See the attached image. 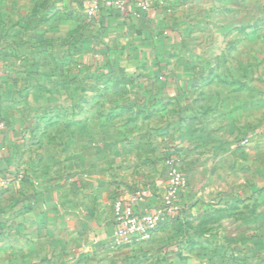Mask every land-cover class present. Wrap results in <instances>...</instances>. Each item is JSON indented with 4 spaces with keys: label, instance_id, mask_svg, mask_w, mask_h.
Returning <instances> with one entry per match:
<instances>
[{
    "label": "rangeland",
    "instance_id": "obj_1",
    "mask_svg": "<svg viewBox=\"0 0 264 264\" xmlns=\"http://www.w3.org/2000/svg\"><path fill=\"white\" fill-rule=\"evenodd\" d=\"M166 5L180 35L156 46L155 31L89 16L82 0H0V132L16 133L18 164L39 173L127 143L131 193L160 198L177 167L185 185L156 230L164 248L209 264L211 243L230 244L239 264H264V0ZM34 200L0 190V264H53L31 256Z\"/></svg>",
    "mask_w": 264,
    "mask_h": 264
},
{
    "label": "crops",
    "instance_id": "obj_2",
    "mask_svg": "<svg viewBox=\"0 0 264 264\" xmlns=\"http://www.w3.org/2000/svg\"><path fill=\"white\" fill-rule=\"evenodd\" d=\"M169 1L154 0V7L149 14L137 16L131 0L126 15L131 30H138L137 33L146 36L145 39H149L151 31H155L150 39L156 46L173 43L178 39L181 28L176 23L168 22L169 18H162L172 9L166 5ZM117 14L108 12L102 17L108 16L106 19L110 23L113 20L110 16L118 17ZM0 134V190L10 194L21 191L34 193L35 202L30 204L29 215L38 207L41 211L39 220L31 217L24 219L32 232L30 249L33 250L34 246L36 249L31 256L52 255L56 259L55 263L53 259V264H199L201 256L197 250L166 249L161 238L163 234L158 231L144 243L130 247L113 245V204L117 200H126L132 194L131 185H128L132 166L127 164L131 146L127 143H98L95 153L99 162L88 164L82 152L76 154L72 162L60 172L48 168L39 173L38 161L30 163L27 171H23L18 164L15 154L19 148V137H16V133L3 129ZM101 155L113 167H107L100 160ZM160 198L157 192H153L152 198L137 206L135 211L152 210L156 204L154 200ZM13 220L18 224L22 221L20 217ZM13 238H16L15 234ZM16 239L18 242L19 239ZM228 245L221 246V252L214 251V248H219L211 243L206 249L209 264H239L237 259H232L233 253L227 248ZM233 246L237 247V244Z\"/></svg>",
    "mask_w": 264,
    "mask_h": 264
},
{
    "label": "built area",
    "instance_id": "obj_3",
    "mask_svg": "<svg viewBox=\"0 0 264 264\" xmlns=\"http://www.w3.org/2000/svg\"><path fill=\"white\" fill-rule=\"evenodd\" d=\"M137 16H145L151 10L153 0H132ZM89 16H96L101 12H116L126 16L131 0H82ZM185 180L180 170L171 167L167 185L159 204L152 210L136 212V207L145 204L152 196L151 192L138 190L128 196L126 200H117L113 204V245L115 247H130L137 243H144L151 239L158 226L164 220L165 214L174 209L175 200Z\"/></svg>",
    "mask_w": 264,
    "mask_h": 264
},
{
    "label": "trees",
    "instance_id": "obj_4",
    "mask_svg": "<svg viewBox=\"0 0 264 264\" xmlns=\"http://www.w3.org/2000/svg\"><path fill=\"white\" fill-rule=\"evenodd\" d=\"M110 12H112V11H110Z\"/></svg>",
    "mask_w": 264,
    "mask_h": 264
}]
</instances>
